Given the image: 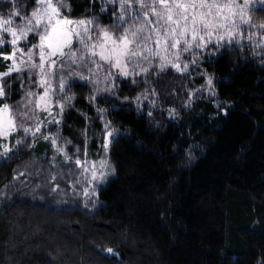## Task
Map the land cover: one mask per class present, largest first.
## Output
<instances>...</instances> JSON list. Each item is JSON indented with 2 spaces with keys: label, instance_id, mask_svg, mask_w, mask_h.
<instances>
[{
  "label": "trees",
  "instance_id": "obj_1",
  "mask_svg": "<svg viewBox=\"0 0 264 264\" xmlns=\"http://www.w3.org/2000/svg\"><path fill=\"white\" fill-rule=\"evenodd\" d=\"M68 5L71 18L99 9L90 0ZM8 7L0 0V12ZM201 66L213 78L214 98L188 102L186 92L202 78L167 71L98 100L122 135L107 154L114 176L87 205L65 182L54 184L62 194H48L40 176L28 174L49 162L46 140L0 160V264H264V67L245 49L223 50ZM151 88L161 113L123 101ZM71 91L62 132L77 143L86 130L93 158L90 89L75 83ZM17 98L13 86L0 103Z\"/></svg>",
  "mask_w": 264,
  "mask_h": 264
},
{
  "label": "snow or ice",
  "instance_id": "obj_2",
  "mask_svg": "<svg viewBox=\"0 0 264 264\" xmlns=\"http://www.w3.org/2000/svg\"><path fill=\"white\" fill-rule=\"evenodd\" d=\"M107 2L114 5L117 0ZM5 3L9 7L7 16L0 12V48L10 45L11 51H0V59L6 62L5 70L0 72V98L6 97V87H11L4 78L11 77L14 73L27 72L28 80L35 77V87L42 88L43 91L26 92L21 98L24 111L14 112L8 103H0V139L10 138L21 126L17 120L26 121L36 111L47 113L48 124L60 123L55 118L57 114L52 111V107L54 104L58 106L59 114L62 115L65 105L56 98L69 84L63 75H59L57 91L54 79L58 73H63L66 68L70 69L71 65L88 68L89 78L96 76L93 81L96 84L101 82L98 74L107 65L102 91H110L115 86L116 79L113 69L124 78L139 73L147 75L154 68L157 70L154 74L164 72L168 67L178 73H187L189 64L182 60L186 54H192L191 63L194 64L202 53H222L225 47L241 43L243 26H254L248 16L249 0H244L243 4L238 0H119V12L113 13L114 23L103 27L96 18L71 20L63 15L62 10L66 6L63 0H26L23 5L21 0H5ZM28 3L33 5L30 12L27 9ZM107 11V7L102 9V12ZM259 28L264 29V24L259 25ZM30 35L37 36L38 43L25 50L20 44L26 42ZM256 35L257 33L250 32L249 42ZM5 36L9 39H5ZM74 42L79 47L74 48ZM210 46L216 51L208 52ZM255 47L264 48V43H256ZM109 78L113 81L111 85L108 84ZM81 79L85 77L81 76ZM206 84V90L215 96L211 76L206 77ZM23 88L21 81V89ZM152 94L156 95V92L153 91ZM192 95V92L188 93V102ZM144 98H147V94ZM71 99L70 96L63 97L64 101ZM91 99H95V96ZM140 99V96L136 97L137 102ZM139 106L138 103L137 107ZM174 111L169 110L170 116ZM98 112L103 118L105 109H98ZM148 115H152L151 111ZM42 126L44 121L38 120L34 131L32 127H23V131L25 134L31 132L35 138ZM104 128L103 147L107 152L114 130H110L111 122L105 123ZM44 139L48 140L49 136ZM58 139V132L51 136L52 146L57 152H62L63 148L57 144ZM22 143L23 139L17 141L18 145ZM0 149V157L7 158L12 152L9 145L0 144ZM76 165L83 168L82 174L89 186L85 189L86 193L90 191L96 194V185L105 183L110 175L106 160L100 161L99 168L95 163L89 167L87 159H77ZM107 251L112 253L113 249L109 248Z\"/></svg>",
  "mask_w": 264,
  "mask_h": 264
},
{
  "label": "rangeland",
  "instance_id": "obj_3",
  "mask_svg": "<svg viewBox=\"0 0 264 264\" xmlns=\"http://www.w3.org/2000/svg\"><path fill=\"white\" fill-rule=\"evenodd\" d=\"M92 2H97L99 5L98 12L96 14L89 12L86 13V15L79 17V18H71L69 17V5H68V0H63L64 4L66 5L63 8V15L67 16L71 20H79V19H91V18H96L100 21V25L103 26H108L114 23L113 19V13H118L119 12V0L113 5V4H108L107 0H90ZM26 1H21V4L23 5ZM239 3L243 4L244 0H238ZM33 5L31 3H28L27 9L30 12L32 10ZM104 7L108 8V11L102 12V9ZM7 16V14L5 15ZM248 16L250 17L253 27L249 26H243L242 32H243V40L241 41L240 44L233 43L231 46L225 47L224 50H236V49H245L247 53L249 54L250 58L256 63L264 67V48H257L255 47L256 43H264V29L259 28V25L264 24V0H249V12ZM19 23V21H17ZM257 33V35L254 37L252 42H249L248 36L249 33ZM5 39H9L7 36H5ZM38 43V37L35 35H30L28 37V40L26 42H21L20 47L24 48L27 50L28 47H30L33 44ZM73 47H79V45L74 42ZM2 48H7L6 50L8 52L11 51V46H5ZM1 49V48H0ZM216 51L215 48L211 47L208 49V52H213ZM37 56L36 60L38 62V49L36 50ZM218 55V54H217ZM217 55H208L206 53H202L200 56V59L197 60L196 63H191L192 60V54H186L184 57H182V60L185 62H188L189 68L187 73H178L176 72L173 68L168 67L164 72H171L173 75H178V76H184L188 77L189 79L193 80L195 78H202V83L199 85H194L190 90H188L187 96L189 92H192V98L195 97H205L208 99L214 98L215 96L210 95L209 91H207V84H206V77L211 76L204 68H202L201 63L210 58V57H215ZM108 71V66L104 65V70L100 72L98 75L100 77V83L96 84L93 81L96 79V76H91L89 78L90 73L88 71V68L86 67H78L77 65H71V68H66L63 73H58L57 77L54 79V88L59 91V75H63L67 80L69 86L65 88L63 93L60 94L59 97H57V101L64 103V109L62 115L60 113V109L58 106L55 104L52 107V111L57 114L56 119L60 121L59 124H48L47 123V113L43 111H36L35 114L32 116V118L26 120V121H21L17 120V123L20 124L21 126L18 128L17 131L13 132L10 138L7 139H0V144L3 145H9L12 148V152L9 153L8 157H11V155L15 152H20L21 148L24 149V145L28 144V142H32L35 139H42L45 140V136H49V139L46 140L49 144L50 147V155H49V162L44 161L41 162L40 164H37L36 167L34 168H29L28 169V174L30 176H34V174L40 176L38 178L39 182H41V185L43 186L42 188H45L44 191L47 192L48 194H62V191L64 192V187H59L60 185H54V184H62V182H65V184H68L67 190L69 194H72L77 197H82L83 202L82 204H88L89 200L95 199L94 197L97 194V189L99 187H103L107 184V182L113 178L114 172L113 168L110 165V162L108 160V151L103 147V137H104V132L105 128L104 125L107 122H111V129L114 130V136L112 138L115 139L116 137L122 135V131L119 130L112 121L108 118V109L107 107L100 106L98 104V100L100 99H105L109 100L111 98H117V93L118 91L122 88V86H137L143 83H147L151 78L157 77L158 74L164 73V72H159L157 73V70L154 68L150 70V72L145 75L144 73H139V69H137V72L139 73L138 75H129L127 78L121 77L116 73V70H112L113 73L116 75V79L114 81V87L111 88L110 91H102V89L105 87L104 82H103V77ZM81 76L85 77V79H81ZM212 77V76H211ZM6 81V84L11 85V87H6V95L9 92V90L13 87H17V93H18V98L12 102L8 103L10 106H12V109L14 112L16 111H24L23 108V103L21 101V98L25 96L26 92L31 90L33 92H42V88H37L35 87V77L31 81L28 80V74L27 72L24 73H14L11 77H6L4 78ZM21 81L24 84L23 90L21 89ZM135 81V82H133ZM147 81V82H146ZM75 83H80V84H85L87 87L90 89V97H89V102L91 103L95 117H96V122L98 126H95L94 129L97 132V148L95 151V157L91 158L90 155L88 154V147H89V138H87L88 132L86 130H79L77 132V140L78 142L75 143L68 137L64 136L62 132V122H63V114L64 112L71 106L72 100H73V94L71 91V88L73 84ZM113 83L112 79L109 78L108 84L111 85ZM148 87V86H147ZM213 88H214V83H213ZM199 90V91H197ZM154 89H150L145 92V89L137 94L135 97L132 99H125L123 98L124 102H130L135 108L138 110H144L145 112H154L157 111L158 113L162 112L161 105L158 101V95H153ZM147 94V98L145 99L144 96ZM72 97L70 101H64L63 97ZM95 96V99H91V97ZM140 96L141 99L139 102H137L136 97ZM189 100V96H188ZM26 102V101H25ZM154 102V104H153ZM139 103V108L137 107V104ZM19 106V107H18ZM98 109H105V112L103 114V118L101 117L100 113L98 112ZM170 110V109H169ZM169 110L167 111V114L170 116ZM166 112V111H165ZM175 113V112H174ZM172 114L171 116H173ZM44 121V126L41 128V132L37 133L35 135V138L33 137L32 133L25 134L23 131V127H32L33 131L35 130V123L36 121ZM59 133V139L57 141L58 146H61L63 148L62 152H57L56 149L53 148L52 142H51V136ZM23 139L22 144H17L18 140ZM92 140V139H91ZM90 140V141H91ZM70 141V142H69ZM2 151V149H0ZM87 152V156H85V153ZM7 158L0 157V160H6ZM79 159L81 161H84L87 159L88 161V166L91 167L93 163L96 164L97 168L100 167V161L101 160H106L108 162V168L107 171L110 173V175L107 176L106 182L102 184H97L96 185V194H92L90 191L86 193L85 189H87L88 183L87 181L84 180L83 177V168L78 167L76 165V160ZM63 162L65 166H67V169L56 166L54 163L55 162ZM53 162V163H52ZM53 164L54 167L51 166ZM27 171V170H26ZM55 175L57 177H51V175ZM35 177V176H34ZM73 179V180H72ZM90 179V175H89ZM77 181H80L77 183ZM56 189L53 191L52 189ZM60 197V196H58Z\"/></svg>",
  "mask_w": 264,
  "mask_h": 264
}]
</instances>
